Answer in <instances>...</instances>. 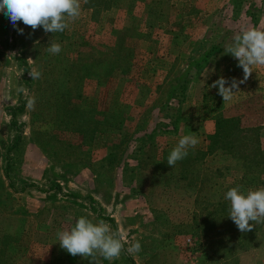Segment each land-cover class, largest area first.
I'll use <instances>...</instances> for the list:
<instances>
[{
	"label": "rangeland",
	"instance_id": "obj_1",
	"mask_svg": "<svg viewBox=\"0 0 264 264\" xmlns=\"http://www.w3.org/2000/svg\"><path fill=\"white\" fill-rule=\"evenodd\" d=\"M80 2V17L53 34L17 22L20 35L0 11V264H89L58 243L57 233L81 216L109 224L131 260L122 252L101 264H264V223L241 233L224 198L233 187L264 188V68L252 66L241 97L223 101L211 85L225 64L233 61L229 70L243 79L225 51L190 86L178 133L132 152L152 131V114L155 124L161 118L154 93L161 96L179 56L189 53L197 34L186 33L200 29L204 37L224 13L228 28L232 0ZM257 2L264 13V0ZM51 43L61 45L58 55L46 51ZM107 50H122L128 69L85 79L82 65L98 70ZM33 68L40 79L29 76ZM191 133L199 143L169 167L171 150ZM137 241L141 251L128 253Z\"/></svg>",
	"mask_w": 264,
	"mask_h": 264
},
{
	"label": "clouds",
	"instance_id": "obj_2",
	"mask_svg": "<svg viewBox=\"0 0 264 264\" xmlns=\"http://www.w3.org/2000/svg\"><path fill=\"white\" fill-rule=\"evenodd\" d=\"M88 0H84L87 3ZM0 11L8 17L18 34L23 35V29L17 28V22L29 26L34 32L42 28L45 33L64 32L69 23L81 15L80 0H0ZM61 45L51 43L46 49L52 55L61 52ZM226 53L238 61V67L243 70V79L231 81L224 78L216 80L211 87L216 88L217 94L223 101L231 99L252 73V66H264V30L251 27L242 30L234 37V42L225 49ZM32 80L40 79L42 73L35 68L29 71ZM227 85V86H226ZM34 106V101L30 102ZM199 143L194 133L182 136L171 150L167 165L174 167L183 160L189 149H194ZM225 200L230 202L229 216L241 233L251 231L254 224L264 223V188L249 190L242 193L239 187L230 188L225 193ZM250 222H253L250 224ZM60 248L69 255L87 259L89 264H101V259L113 261L125 251L124 242L114 233L111 226L103 220L93 222L81 216L73 227L57 233ZM139 241L132 244L128 253H139Z\"/></svg>",
	"mask_w": 264,
	"mask_h": 264
},
{
	"label": "trees",
	"instance_id": "obj_3",
	"mask_svg": "<svg viewBox=\"0 0 264 264\" xmlns=\"http://www.w3.org/2000/svg\"><path fill=\"white\" fill-rule=\"evenodd\" d=\"M231 6L233 14L229 19V27L226 29L222 27L223 21L228 20L225 13L222 17L219 14L214 15L216 16V21L208 26L206 35L192 46L189 53L179 56V64L174 67L173 71L167 76V82L163 86L164 88H160L162 90L161 96L158 95V92L154 93V101H156L154 108L156 109H154L153 112L160 113L161 118L157 120L155 124L154 116L152 114V131H144L139 138H137V134L133 135L134 140L131 138V141L135 142L137 138L132 151L134 154L142 153L150 144H152V140L155 136H173L178 133L179 123L182 120L181 107L185 103L190 86L202 72L223 56L225 49L234 42V37L236 35L241 34L244 29L257 27L264 14L262 9L260 10L257 8V0H232ZM242 17L244 23L239 24L238 21H241ZM234 32L236 33L235 36H233L235 34ZM226 41L230 42V44L225 45ZM118 54H123V51L120 50V53ZM118 54L115 53L114 50L110 51V53L107 50V52L104 53L103 60L99 64V69L96 70L99 71L101 75L95 73L96 71H89L87 66H84L83 64V69L86 71L84 74L85 79H96L99 81L104 79V77H119V75L124 73L128 67L120 64L121 58ZM114 58H118V61H107L110 59L114 60ZM14 110L22 112L23 108L21 107L20 109ZM150 128L151 125L149 126V130ZM237 131L240 130L237 129ZM19 141L20 137L17 138L14 145L16 146ZM128 145L124 152L128 151ZM208 149L210 151L216 150V144L210 146ZM125 154L126 153H124V156L121 159L122 161L124 160ZM186 158L188 159V157ZM52 187L58 190V192H61L59 185L54 184ZM159 215L163 220L162 223L164 221L166 222L165 216L160 212ZM107 220L117 232L115 222L112 219ZM123 253L125 258L131 262L129 255L125 253V251Z\"/></svg>",
	"mask_w": 264,
	"mask_h": 264
},
{
	"label": "crops",
	"instance_id": "obj_4",
	"mask_svg": "<svg viewBox=\"0 0 264 264\" xmlns=\"http://www.w3.org/2000/svg\"><path fill=\"white\" fill-rule=\"evenodd\" d=\"M261 22V24H260V28H258V29H260V30H264V17L262 18V20L260 21ZM198 30V33H196V31ZM196 31L195 30H193L192 32L190 31V32H188V33H186V34H188L189 35V33H192V34H197V35H195L194 36V40H193V43H191V46H190V48L188 49L189 50V52H190V50H191V48H192V46L197 42V40H200V39H202V37H203V34H201V31H200V29H196ZM189 36H191V35H189ZM191 40V39H190ZM188 41L187 43H189V42H191V41ZM186 43V44H187ZM236 60V59H235ZM218 61H220V62H223V60H218ZM237 61V60H236ZM227 63V62H226ZM230 64H234V69L236 68V65H235V63L233 62V61H230L229 62V64L228 65H226L225 64V67H223V74H221V72H220V74L222 75V77L224 78V79H226V80H229V81H231L233 78H234V74H233V72L234 71H232V70H229V65ZM171 68V65H168V67H166V70H169ZM253 68V67H252ZM256 70H260L261 68H264V66H259V65H255V67H254ZM236 97V99L240 96L241 97V94H240V92H239V90L238 91H236L233 95H232V97H231V100H233V98L234 97ZM202 100V99H201Z\"/></svg>",
	"mask_w": 264,
	"mask_h": 264
}]
</instances>
